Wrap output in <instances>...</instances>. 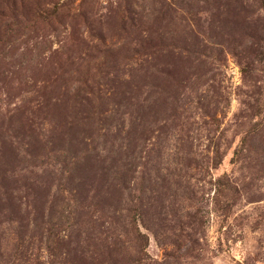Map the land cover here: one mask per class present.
Wrapping results in <instances>:
<instances>
[{
  "label": "rangeland",
  "instance_id": "obj_1",
  "mask_svg": "<svg viewBox=\"0 0 264 264\" xmlns=\"http://www.w3.org/2000/svg\"><path fill=\"white\" fill-rule=\"evenodd\" d=\"M0 264H264V0H0Z\"/></svg>",
  "mask_w": 264,
  "mask_h": 264
}]
</instances>
